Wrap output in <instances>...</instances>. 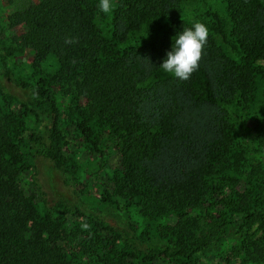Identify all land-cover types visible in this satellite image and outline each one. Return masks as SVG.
<instances>
[{"label": "trees", "instance_id": "trees-1", "mask_svg": "<svg viewBox=\"0 0 264 264\" xmlns=\"http://www.w3.org/2000/svg\"><path fill=\"white\" fill-rule=\"evenodd\" d=\"M6 1L16 5L9 26L25 27L14 40L31 46L36 68L51 57L56 69L19 83L0 52V80L9 85L0 86V264H198L201 251L223 235L238 240L250 261L262 260L264 168L248 157L241 169L244 137L236 136L237 115L228 107L247 103L261 73L256 64L264 65V0H224L222 14L208 13L232 56L209 36L186 81L160 67L178 34L191 27L180 18L182 0H116L107 35L96 26L92 0ZM70 38L76 42L65 43ZM48 80L84 101L75 104L73 125L92 150L102 154L100 142L109 139L118 154L109 187L95 201L97 214L72 212L107 238L90 236L71 251L17 186L27 155L34 169L39 160L49 162L69 187L60 107ZM25 88L39 106L14 96ZM252 132L264 148V113L254 116ZM233 173L248 185L238 197L242 205L227 211L237 217L198 222L194 213L209 195L240 182ZM130 205L147 222L173 218L163 242L136 234Z\"/></svg>", "mask_w": 264, "mask_h": 264}, {"label": "rangeland", "instance_id": "rangeland-1", "mask_svg": "<svg viewBox=\"0 0 264 264\" xmlns=\"http://www.w3.org/2000/svg\"><path fill=\"white\" fill-rule=\"evenodd\" d=\"M95 23L102 34L107 35L111 13L105 14L98 8L99 0H92ZM116 2V0H115ZM224 0H182L180 4V18L187 24L195 22L204 23L209 29L215 43L228 56H232L222 45L219 37L215 34L209 12L222 14ZM16 9L15 3L0 0V52L7 59V65L11 76L19 83H27L37 75H52L56 69L53 58H46L39 67L32 63L31 46L21 45L14 40L24 32L22 24L9 26L7 17ZM261 73L257 74L251 86V97L246 104L231 105L228 111L236 113L231 117L236 136L244 137L242 141L246 147L245 154L240 157L241 169L247 170V158L256 159L264 168V148L259 147L253 141V118L264 113V65L257 63ZM49 79V78H48ZM49 81V80H48ZM53 91L56 102L60 107L59 125L65 136L64 155L66 157V171L63 174L69 187L63 185L61 173L47 161H37V167L32 168L31 159L26 155L24 169L17 176V186L23 196L27 198L36 209L39 217L47 216L51 223L58 227L60 244L67 251L74 250L88 244L89 237L95 235L103 236L104 233L94 231V228L72 212L74 207L83 211L90 210L97 214L95 201L99 199L103 190L107 189L108 177L117 169L118 154L115 146L109 139H102L99 149L102 154L96 153L75 129L73 120L77 114L75 104L83 106V100L75 101V97L66 89V84H58L54 81L48 82ZM0 86H9L0 80ZM14 96L21 101L34 103L39 106L40 102L34 100L30 88L14 91ZM13 101H17L14 99ZM16 104L12 102V105ZM14 111L19 108L13 106ZM31 118L26 116L25 123L29 124ZM238 138V140H241ZM231 169V168H230ZM230 172V170H229ZM240 178V182L233 188H223L219 192L209 195L205 204L194 213L198 222H210L216 216L223 215L229 219H235L236 213H229L228 209L241 206L239 195L245 194L248 185L244 178L238 173H233ZM73 191V192H72ZM119 205L123 207L125 202L118 199ZM129 219L136 234L147 233L153 242H163L168 235L167 228L173 223L172 217L159 218L147 222L132 205L127 207ZM227 234L230 229L225 231ZM225 234V233H224ZM107 238V236H103ZM217 239V238H216ZM156 264H164L157 262ZM198 264H264L263 259L256 262L250 261L243 254L238 242L233 238L223 235L213 244L201 251Z\"/></svg>", "mask_w": 264, "mask_h": 264}, {"label": "clouds", "instance_id": "clouds-1", "mask_svg": "<svg viewBox=\"0 0 264 264\" xmlns=\"http://www.w3.org/2000/svg\"><path fill=\"white\" fill-rule=\"evenodd\" d=\"M97 6L101 12L109 14L115 10V0H99ZM208 37L209 29L202 22H195L191 27L184 28L178 34L172 51L167 53V58L160 67L165 73L171 74L179 80L190 79L199 68ZM75 42L74 38L65 41V43Z\"/></svg>", "mask_w": 264, "mask_h": 264}]
</instances>
